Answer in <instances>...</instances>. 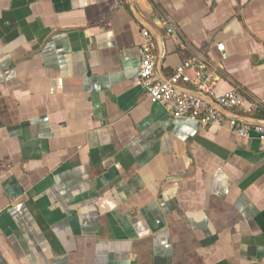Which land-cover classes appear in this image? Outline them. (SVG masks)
Masks as SVG:
<instances>
[{
    "label": "crops",
    "instance_id": "1",
    "mask_svg": "<svg viewBox=\"0 0 264 264\" xmlns=\"http://www.w3.org/2000/svg\"><path fill=\"white\" fill-rule=\"evenodd\" d=\"M143 28L264 123V0H0V264H264V146L150 104Z\"/></svg>",
    "mask_w": 264,
    "mask_h": 264
},
{
    "label": "built area",
    "instance_id": "2",
    "mask_svg": "<svg viewBox=\"0 0 264 264\" xmlns=\"http://www.w3.org/2000/svg\"><path fill=\"white\" fill-rule=\"evenodd\" d=\"M161 28H166V36L173 35V29L168 27L166 20L161 22ZM222 49L217 45L218 51ZM137 56V77L150 104L161 106L173 119L189 120L200 127L227 121L228 128L236 137L244 140L255 138L264 146V123L250 124L249 119L239 117L238 112L245 102L244 93L239 88L225 94L214 91L216 77L210 71L212 67L205 52H193L169 78H164L157 69L155 38L147 28H143Z\"/></svg>",
    "mask_w": 264,
    "mask_h": 264
},
{
    "label": "water",
    "instance_id": "3",
    "mask_svg": "<svg viewBox=\"0 0 264 264\" xmlns=\"http://www.w3.org/2000/svg\"><path fill=\"white\" fill-rule=\"evenodd\" d=\"M149 31H150V29L149 28H147ZM150 33L154 36V38H155V40H156V35H154V33H152L151 31H150ZM162 54L160 55V57L157 59V69H158V72H161V62H162ZM228 115V114H227ZM243 120V119H242ZM248 123H250V124H252L253 122H248Z\"/></svg>",
    "mask_w": 264,
    "mask_h": 264
},
{
    "label": "trees",
    "instance_id": "4",
    "mask_svg": "<svg viewBox=\"0 0 264 264\" xmlns=\"http://www.w3.org/2000/svg\"><path fill=\"white\" fill-rule=\"evenodd\" d=\"M256 117H258V116H256ZM261 117V116H260Z\"/></svg>",
    "mask_w": 264,
    "mask_h": 264
}]
</instances>
